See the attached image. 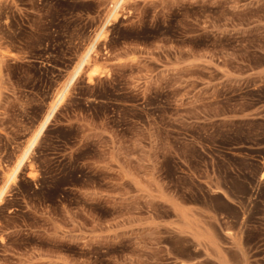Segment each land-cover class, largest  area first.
Masks as SVG:
<instances>
[{"label":"rangeland","instance_id":"obj_1","mask_svg":"<svg viewBox=\"0 0 264 264\" xmlns=\"http://www.w3.org/2000/svg\"><path fill=\"white\" fill-rule=\"evenodd\" d=\"M116 1L0 0V191L95 46L3 195L0 264H215L226 228L264 264V0Z\"/></svg>","mask_w":264,"mask_h":264},{"label":"crops","instance_id":"obj_2","mask_svg":"<svg viewBox=\"0 0 264 264\" xmlns=\"http://www.w3.org/2000/svg\"><path fill=\"white\" fill-rule=\"evenodd\" d=\"M225 189L229 191V194L233 199L230 200L225 196L226 194L223 195L222 193H220V196L223 198V201L228 206H232V207L236 206V208H238V203H233L232 201L239 202L240 195L236 191L235 192L230 191L228 187H225ZM185 207L190 208V206H185ZM198 233L196 232V234ZM218 233L214 232L213 230H210V232L207 231L205 235H208L209 239H207L206 241L205 240L197 241L196 249L209 250L210 255L212 256L211 260H213L215 264H244L243 259L235 258L233 253V252H238L239 254H242V251L248 248L247 242L241 240L240 233L236 229L235 230H227V228L224 229V231H221L220 234L222 235L223 238H225V242L215 241L214 238H216V235H218ZM230 234H234V236L231 237Z\"/></svg>","mask_w":264,"mask_h":264},{"label":"bare ground","instance_id":"obj_3","mask_svg":"<svg viewBox=\"0 0 264 264\" xmlns=\"http://www.w3.org/2000/svg\"><path fill=\"white\" fill-rule=\"evenodd\" d=\"M125 0H117L115 2V4L113 5V10L111 11L110 15H109V20L115 18L118 14L119 9L122 8L123 3ZM94 45H92L89 50L86 52V54L82 57V59L80 60V63L78 64V67L76 68L72 78L70 79L69 83L65 86V88L63 89V91H61L60 96L58 97L56 103L54 104V106L52 107V110L48 113V115L45 117V119L43 120V122L41 123L38 131L34 134L33 138L31 139V141L29 142V146L27 148V150L25 151V153H23V157L21 158V160L19 161L18 165L16 166V168L14 169V171L7 177V181L5 182L6 184L4 185V187H2L1 191H0V202L2 201L3 195L6 191V189L8 188L9 184L11 182L14 181L15 176L18 172V169L20 167V165L22 164V162L27 158L29 152L32 150L33 146L35 145V143L37 142L38 138L40 137V135L42 134V132L45 130V128L47 127L49 121L51 120L56 108L58 107V105L63 101L71 83L76 79V77L79 75V73L82 71V69L84 68L85 65L90 63V58H91V54L92 51L94 50ZM96 71H92V73L94 74ZM92 74V75H93ZM92 75L90 76V79L92 78Z\"/></svg>","mask_w":264,"mask_h":264}]
</instances>
